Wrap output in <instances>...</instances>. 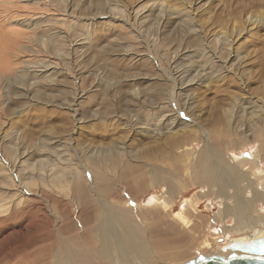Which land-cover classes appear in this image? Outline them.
Masks as SVG:
<instances>
[{"label":"rangeland","instance_id":"374dc122","mask_svg":"<svg viewBox=\"0 0 264 264\" xmlns=\"http://www.w3.org/2000/svg\"><path fill=\"white\" fill-rule=\"evenodd\" d=\"M115 4L119 8H114ZM186 5L188 8L181 10ZM61 30L66 44H60L61 49L56 50L57 41L50 35H57ZM19 31L32 34L33 38H24ZM45 32L51 33L48 43L40 41ZM208 32L211 34L209 41L206 40ZM220 32L231 36L228 47L217 46L213 35ZM197 36H201V44L196 43ZM23 45H27V50ZM226 58L234 71L228 67L220 68ZM22 68L24 79H17ZM197 70H206L207 75L198 77ZM161 89L178 93V100L174 95L170 96L174 106L165 95L158 94ZM236 94L239 95L238 102ZM153 96L165 101L161 105L169 119L164 117L161 124L151 115L154 109H161L157 106L160 101L151 103ZM263 96L264 0H110L105 7L101 6L100 0H0V161L2 158L7 161L6 169L29 175L31 169L25 168L24 160L36 162L46 157L52 152L49 146L62 155L66 153L64 157L70 155L73 147L81 153V162L84 161L83 150L87 151L85 146L106 148L117 143L127 155L123 158L126 166L106 173L109 177L101 180L100 186L108 189L105 199L116 201L118 205L122 201L129 204L138 225L142 219L140 226L146 227L153 246L156 243L160 247L161 252L158 250L157 254H163L157 257L162 259L155 264L184 263L186 259L196 257L199 241L215 238L209 234V227H203L202 234L198 238L196 235L195 239L192 231L177 224L167 211L150 207L137 209V204L147 203L149 197L168 190L166 183H154L150 175L153 168L161 167L159 164L171 156L164 154L163 157L167 156L162 162L160 152L181 153L194 148L195 153L189 160L192 162L197 152L214 144L203 128L207 132L215 127L222 129L230 118L226 119L225 114L229 108L234 111L233 121H238L242 113L239 112L240 105L243 103L250 111L254 109L253 103L258 105L257 98ZM174 120L178 123L171 125L175 130H186L187 123L200 126V134L185 139L183 142L188 145L178 144L176 150L164 139L169 132L167 124ZM229 128L226 125L225 130ZM240 130L245 132L248 142L228 150L227 158L249 153L260 143V133L249 122ZM237 141L242 142L241 137ZM18 150L17 158L11 153ZM53 155L59 157L58 152ZM170 162L175 161H167ZM128 165H134V168L127 172V178L123 172ZM187 165H177L172 170L165 164L168 169H160L161 173L176 174L183 180L174 195L173 210H179L184 197L208 190L206 185L192 179L193 170ZM45 168L46 171H40L43 176L50 167ZM6 169L0 170V200L17 192V186H20L17 175L15 186L9 185L13 182ZM90 175V171H86V177ZM29 181L26 182L30 190L42 191L50 201L52 197V201L57 199L55 204L59 206L51 202L50 209L57 211L66 225L68 219L75 222L78 214L82 219L86 218V214L78 212L76 201L69 198L72 195L68 194L69 187L57 192L44 181ZM19 188L13 196L23 194L21 186ZM36 197L27 191L23 194V203L29 204L24 208L26 212L16 218L14 205L8 200L0 201V208L10 211L6 214L0 210V264H32L35 256L46 254V251L38 250L40 247L51 244L50 249H56L61 246L63 236L77 238L81 247L83 242L89 241V237L81 234L80 223L65 232L58 231L53 214L45 229H38L34 223L27 226L34 218L42 219L43 212H47L36 210L44 205V201H37ZM210 198L201 200L196 211L200 217H193L203 226L205 221L211 223L214 220L219 209V201ZM209 200L214 201L210 208L207 207ZM47 214L45 216L50 213ZM93 221L86 225L91 227Z\"/></svg>","mask_w":264,"mask_h":264},{"label":"bare ground","instance_id":"6f19581e","mask_svg":"<svg viewBox=\"0 0 264 264\" xmlns=\"http://www.w3.org/2000/svg\"><path fill=\"white\" fill-rule=\"evenodd\" d=\"M106 3H110V0H100V4L102 7H105ZM185 4L187 3L185 2ZM113 6L114 8H119L118 7L119 5L115 4ZM164 8L165 7H163V9ZM173 8L175 7L173 6ZM186 8H188L187 5L186 7L181 8V10L184 11L186 10ZM77 15L78 14H76V16ZM54 30H51V32ZM60 32L61 33H58L57 35H55V33L51 34L49 32L51 34L49 35L53 38V40L57 41L55 44L56 50L61 49L59 46L60 44H62L63 46H65L66 44V42H64L65 38L62 35V30ZM19 33L24 38H29L25 36H32V34L29 35L28 32H27L28 35H26V33H24L23 31H19ZM46 34L47 33L45 32L44 35L42 34L43 36L41 35L42 37L40 36V41L42 40L48 43L51 37L48 34L47 36ZM210 36L211 34L208 32V34H206L207 41H209L208 39ZM213 36L216 37L215 42L217 46H219L220 48L221 47L224 48L225 46H227V42L230 41V37H231L230 35L223 32L215 33ZM31 38H33V36L30 37V39ZM196 41H197L196 43L201 44L202 43L201 36H197ZM26 46L27 45H23V48L26 49L27 48ZM20 49L22 50V46H20ZM227 58L229 59V57ZM227 58L223 61V64H221L220 68L222 69L228 67L229 70L234 71L235 69H233L231 66H228ZM168 61L170 60H167V62ZM169 67L170 66L168 65V68ZM167 69L165 71H167ZM20 70L21 73L18 74L17 79L23 80L24 77L22 72L24 71V68ZM206 72H207L206 70H202V71L197 70V75L198 77L206 76L207 75ZM163 89H161L160 90L161 92H158V94L165 95L168 98L167 101L169 100V103L171 102L170 96L172 95H174L176 100H178L179 98L178 93L173 94ZM235 97L237 98V102H238L239 95L236 94ZM161 99H159V97L158 98L154 97L151 100V103L160 101L159 105L157 104V106H159V108L161 109H157V110L154 109L151 114L152 116L154 115L159 119L160 124L163 123L164 117L168 118L167 111H163V106H162L163 103H165V101L164 100L161 101ZM256 102L258 105H255V103H253V106L251 107L254 109L250 111H247L246 109L247 106H245L242 102H241L242 104L239 102L241 104L240 105L241 107L240 110L239 109L238 110L239 112L242 113H240L238 121L235 120L233 121L232 119V115L234 111H232L230 108L229 110L225 111V114L227 115L226 119L230 117L226 123L227 126H230V128L227 130H225L226 125L223 126L222 129H218V127L216 129L215 127V129L213 128L209 130V132L205 131V129L203 128L204 130L203 132L208 133V136H211L210 138L214 140V144L212 146L210 145L206 149L197 152L192 162L189 160L191 159V156L195 153L194 148L185 149L181 153L173 152L170 150L164 153H162L161 151L159 157L161 155L160 159H162L161 160L162 162L168 154H171V156L169 157L168 155L169 158L165 159L164 163L159 164L161 165V167L159 166L151 170L152 174L150 175L153 182L166 183L168 190L166 189L167 192L166 193L164 192L161 195L156 194L149 197L147 203L141 202L137 204L138 205L137 209L141 207L142 208L150 207L154 209H159L160 211H165V212L167 211V215L170 214V216H172V218L175 220V222H177V224L180 223L181 227H186V229L189 232L192 231L191 234L193 237H195V239H196V235L198 238V236L202 234L201 229L203 227H206V229L209 227L210 228L208 229L209 234L215 235V238H213L212 240L209 239V240L199 241L196 246L198 247L197 250L198 253L196 254V257L186 259L187 261L181 264H190L194 260L199 259L201 257L210 258L212 256H216V257H223L224 259H228L229 257L232 256H239L244 254L260 255L263 252L264 249V113L262 112H264V98L262 97L257 98ZM172 104L173 103L171 102V105ZM173 108L171 109V111L173 110ZM174 122L176 121L174 120L173 123L170 122L167 124V127H169V132L166 134L165 136L166 138H164L165 141L166 140L169 141L168 142L169 145H173L172 148H174V150H176L177 147H179L178 144L182 146H187L188 144L183 142L185 139H188L190 137L193 138L196 135L200 134L199 125H196L195 127V126H191L190 123H187L185 124L187 126L186 130H179V129L175 130V126H171L174 125ZM246 122H249L250 125L254 127L255 131L260 133L259 145H257L256 148L249 153L246 154L243 153L242 155L233 154V157L229 156L227 158L228 150H231L235 147L237 148L238 146L240 147L241 143L245 144L248 142V140L244 136L245 132L243 130H240V128L244 126ZM181 127H184V125L183 126L181 125ZM189 127H191V129ZM193 131H195V133H192ZM240 137L242 139V142L240 143L239 141L236 142V139ZM194 140L195 139L191 140V143ZM113 144L114 143H112V145ZM85 147L87 151L83 150L82 153L84 161L81 160L80 162L79 161L80 152L78 153L76 149H72L73 147H71V152H69L70 155H68V157H64L66 153L62 155L61 154L62 152H59L56 149L52 150L51 149L52 147L50 148L49 146V149L52 151L50 154H48L49 156L47 155L44 158L43 157L39 158L37 159L36 162H33V160L32 161L24 160L27 165L26 166L22 165V166H25V168L27 169H31L29 175L25 174L24 172H20V170L16 172L15 169H9V168L6 169L5 167L7 165V161L4 159L6 161L5 162L3 158L0 161V170L2 171L3 169H6L5 171L6 172L9 171L8 173H10L11 181L13 183L9 185L15 186V182H16L15 175H17L18 182H20V186L22 188L20 191H22L23 194H25V192L27 191V193L29 194L30 193L35 194L38 197V198L36 197L37 201H44V205H42V208L38 206L39 209L34 208V210L35 209L37 211L45 210L48 213H50L49 216H45L47 212H43L42 219L34 218L31 221L28 220L30 222L26 224L27 226H30V224L34 223L35 225H38L37 226L38 229H42V228L45 229V225L47 224V222L51 220V217L54 215V217H56L55 227L58 231L65 232L66 229H68L69 227L73 225L75 226L76 224L78 225L80 223L79 225H81L80 227L82 228L81 234L82 235L84 234L86 238L89 237V241L83 242L81 247L79 242H77V238H74L73 236L64 238L63 236L62 241H60L61 246L58 248L56 247V249H52V248L50 249V247H52L51 244L46 245L45 247H40L38 250L46 251V254H41V256L38 255V257L33 256L34 259L32 261V264H100V263L101 264H155V262L159 263V261L162 258H159L160 259L159 260L157 257L160 256L162 257L163 254L162 255L157 254V251L159 250L160 247L159 246L157 247L156 243L153 246L154 243L150 239L152 237H149L150 235L146 227H144L145 228L144 229L142 226H140V223L143 222L142 219L140 220V218H142V215L139 218L140 221L138 225V221H136V219L133 217L131 208H129L128 206L129 204H126L125 201L124 202L122 201L120 203L121 205H118L116 204L117 203L116 201L115 203L113 202V200L112 202H110L109 198H108L109 200L105 199L104 197L106 193H108V189L106 187L100 186L101 180L104 179L107 180L109 177L108 174L106 173L115 172L119 168L123 167V165L125 164L124 163L125 160H123V158H125L124 156L126 155L125 152L122 150L121 147L117 146V143L114 146H109L106 148L104 146L95 147L91 145ZM18 152H17L18 156L15 151H13V153L11 154L14 157L18 158L20 151L18 150ZM57 152L59 157H54L55 155L53 154L55 153L57 154ZM164 154L167 155L163 157ZM76 158L79 159L77 160ZM75 159L77 161H75ZM128 161H130V159ZM167 161H175V162L167 163ZM165 164H168L169 165L168 167H171L172 170H175L177 168V165L189 164L187 166L188 167L191 166L190 168H192L193 170L192 179H196L198 181L196 183H199L200 185H206L208 187V190L200 191L199 193L195 192L191 196L184 197L183 202L179 207V210H173L174 202H175L174 195L177 191H179L178 190L180 188L179 185L182 184L183 180H181V178L180 179L177 178V176H175L176 174L168 175L166 172L165 174L164 172L161 173L160 169L161 168L165 169L166 168L164 166ZM45 166L50 168H49V172L46 173L45 176H43L42 173H40V171H46ZM152 166L154 165L152 164ZM168 167L166 169H168ZM79 168L82 169V172H80ZM133 168L134 165H128L123 172L124 175H126L127 177L128 176L127 172H130V170ZM86 171H90L91 173L90 177H86ZM27 179L30 180L29 182L34 181V182L43 183L42 181H44L46 186L52 188L53 190H56L57 192H59L63 187H69L68 194L70 195L72 193V195L69 198L71 200L76 201L77 207L79 209L78 212L80 213L82 212V215L86 214L87 215L86 218L82 219L81 217L78 216L80 214H78L76 215L77 220L75 222H73L71 219H68V225H66L65 220L60 217L57 211L55 212L53 211L52 208L50 209L51 202H53V204L56 205L55 203L57 199L54 198V200L52 201L53 199L52 197L50 201L49 198H47L42 191L30 190V188H28L29 186L28 182H26ZM19 187L17 186L18 191L20 189ZM23 188L25 192L23 191ZM17 192H13L11 193V195L12 194L15 195ZM23 194H20L18 196L12 195L13 197L9 195L7 197L9 199L4 198L3 200H0L1 202L8 200V202H11L12 205H14L13 211L15 212V218L20 214H23L25 211L24 210L25 206L29 204V202H27L26 204L23 203L24 202L22 200ZM53 194H51V196H54ZM203 198H208V199L210 198L219 201L218 202L219 209L215 213L214 220L212 219L213 221H211V223L210 221H205V226H203L202 224L200 225L198 222L195 221V219H193L194 216L200 217V214L198 212L196 215V211L198 210V204L201 202ZM213 200H209L210 202L208 203L207 207L210 208L212 206V204L214 203ZM56 206L59 205L57 204ZM56 206L54 207V209L56 208ZM57 209L58 208H56V210ZM0 210L1 212H6V214L10 212L8 211L9 208H0ZM29 210H31V208ZM36 210L34 212H36ZM60 212H62V210ZM28 213H30V211ZM51 214L53 215L50 217ZM62 217H65L64 214ZM92 220H94L93 221L94 223L93 222H92L93 224L91 223L92 224L91 227L86 225L88 221H92ZM155 230L156 229H154V231ZM154 231L150 230V233L151 232L154 233ZM153 239H155V237ZM227 239H230L229 242L227 241ZM221 240H225L227 241V243H221L220 242ZM159 251L161 252V250ZM15 260H17L18 263V259ZM13 262L16 263L15 261ZM165 264H169V263H167L166 261Z\"/></svg>","mask_w":264,"mask_h":264},{"label":"water","instance_id":"95a60500","mask_svg":"<svg viewBox=\"0 0 264 264\" xmlns=\"http://www.w3.org/2000/svg\"><path fill=\"white\" fill-rule=\"evenodd\" d=\"M190 264H264V249L260 255H239L228 259L212 256L210 258L201 257Z\"/></svg>","mask_w":264,"mask_h":264}]
</instances>
